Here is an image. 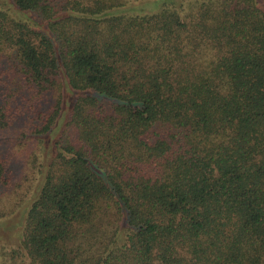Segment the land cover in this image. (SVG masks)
Wrapping results in <instances>:
<instances>
[{
	"label": "trees",
	"instance_id": "16d2710c",
	"mask_svg": "<svg viewBox=\"0 0 264 264\" xmlns=\"http://www.w3.org/2000/svg\"><path fill=\"white\" fill-rule=\"evenodd\" d=\"M14 133L0 264H264V0H0Z\"/></svg>",
	"mask_w": 264,
	"mask_h": 264
},
{
	"label": "rangeland",
	"instance_id": "374dc122",
	"mask_svg": "<svg viewBox=\"0 0 264 264\" xmlns=\"http://www.w3.org/2000/svg\"><path fill=\"white\" fill-rule=\"evenodd\" d=\"M9 139L15 141L10 144L14 154L15 168L17 169V181L20 184L15 189L5 190L0 197V207L8 212L7 219L0 222V242L3 243L4 236L10 234L11 229L23 217L24 206L31 197V192L36 186V178L30 176L32 174L31 165L28 164L30 159V151L27 146L18 143V134L14 133ZM33 142V143H32ZM28 148L35 149L37 147L32 141ZM40 150L39 147H37ZM36 150V149H35ZM23 207V208H22ZM22 208V209H21ZM21 209V210H20Z\"/></svg>",
	"mask_w": 264,
	"mask_h": 264
}]
</instances>
